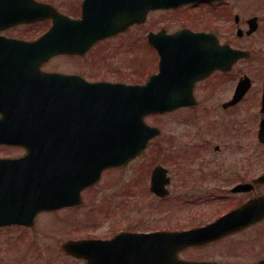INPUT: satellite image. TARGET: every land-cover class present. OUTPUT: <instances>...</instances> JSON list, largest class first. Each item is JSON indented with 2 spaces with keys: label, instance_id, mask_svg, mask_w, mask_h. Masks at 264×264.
<instances>
[{
  "label": "flooded vegetation",
  "instance_id": "flooded-vegetation-1",
  "mask_svg": "<svg viewBox=\"0 0 264 264\" xmlns=\"http://www.w3.org/2000/svg\"><path fill=\"white\" fill-rule=\"evenodd\" d=\"M85 1L0 0V159L27 157L20 170L0 167V182L17 173L33 183L49 180L51 186L68 170L84 178L80 185L88 181L95 165L82 160V149H74L97 143L83 127L84 103L95 102L100 82L124 84L128 95L145 87L143 96L162 106L144 117L157 135L141 155L104 171L82 191L86 201L108 175V185L118 188L110 192L112 199L125 207V225L110 226L107 235L96 238L217 226L213 234L195 236L177 250V263L262 264L264 155L258 147L264 149V45L255 37L264 30V19L257 13L259 0L158 7L86 52L60 51L66 44L52 42L55 23L62 16L81 19ZM253 22L258 29L249 33ZM207 57L223 63L206 67ZM136 161L148 162V169H132ZM63 210L68 208L54 212Z\"/></svg>",
  "mask_w": 264,
  "mask_h": 264
},
{
  "label": "water",
  "instance_id": "water-1",
  "mask_svg": "<svg viewBox=\"0 0 264 264\" xmlns=\"http://www.w3.org/2000/svg\"><path fill=\"white\" fill-rule=\"evenodd\" d=\"M87 1L85 9H90V13H84L82 20L65 19L64 23L55 26L53 34L58 36L56 42H61L63 46L66 44L68 53L85 52L99 39L138 23L145 10L195 0H100L94 3L92 0ZM252 29H256V26ZM219 61L220 58H217L215 62ZM209 63L210 60L206 65ZM160 110V104L154 99L140 96L139 91L128 95L122 85L99 84V97L90 109L93 123L89 119V127L93 126L98 142L93 147H84L85 150L92 149L98 166L94 171L95 179L99 178L103 169L127 162L146 147L149 137L154 135V129L147 127L143 121L141 123V120L146 114ZM130 119L140 120V136L137 133L125 135L128 129L124 123ZM135 129L130 127L129 130ZM127 142L133 143L127 145ZM2 164L16 165L14 161H2ZM68 176L74 177L72 173H68ZM53 197L58 201L54 206ZM81 202L79 189L75 190L74 183L69 179L64 192L41 187L36 181L32 185L26 178L10 181L4 179L0 183V227L12 224L31 226L40 211L78 205ZM210 231L212 230L209 228L204 230L205 233ZM183 236H186V233L179 235L177 239L166 233L125 235L111 241H70L63 247L70 254L82 255L87 264H172L176 252L174 245L176 242L183 244ZM119 251H125L126 254L118 255Z\"/></svg>",
  "mask_w": 264,
  "mask_h": 264
},
{
  "label": "rangeland",
  "instance_id": "rangeland-1",
  "mask_svg": "<svg viewBox=\"0 0 264 264\" xmlns=\"http://www.w3.org/2000/svg\"><path fill=\"white\" fill-rule=\"evenodd\" d=\"M257 13L264 19V0H259ZM255 41L264 45V30L257 34ZM150 68L148 59V73ZM263 153L264 149L258 147V154L264 155ZM144 165L148 169V162L136 161L132 169H139ZM108 179L109 176L105 175L98 190L89 194L84 206L80 208L42 214L32 229L3 230L0 233V264H81L79 260L63 253V240L76 234L82 237L107 235L110 226L119 229L125 225V207L118 199L113 200L110 194L118 188L108 185ZM145 199H149L148 196ZM132 200H135L134 197Z\"/></svg>",
  "mask_w": 264,
  "mask_h": 264
}]
</instances>
